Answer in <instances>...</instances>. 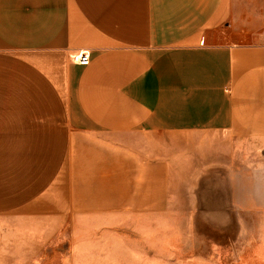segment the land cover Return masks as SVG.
I'll return each mask as SVG.
<instances>
[{
    "label": "crops",
    "instance_id": "0c3cea01",
    "mask_svg": "<svg viewBox=\"0 0 264 264\" xmlns=\"http://www.w3.org/2000/svg\"><path fill=\"white\" fill-rule=\"evenodd\" d=\"M244 3L0 0V264H38L71 224L183 210L219 236L175 229L189 252L174 258L163 230L140 247L79 231L76 248L92 264H264V0ZM192 137L214 139L206 159L180 150Z\"/></svg>",
    "mask_w": 264,
    "mask_h": 264
},
{
    "label": "rangeland",
    "instance_id": "374dc122",
    "mask_svg": "<svg viewBox=\"0 0 264 264\" xmlns=\"http://www.w3.org/2000/svg\"><path fill=\"white\" fill-rule=\"evenodd\" d=\"M252 2L253 0H245L241 8L245 9L248 7V4ZM220 30L226 32L228 30V25L225 24L221 26ZM175 140L176 139H166L168 145V150H166V152L164 151L166 154H169V147L175 143ZM179 140H181L182 143H184V140L186 141L185 144L179 145L180 150L182 149L183 151L189 152V147L194 146L196 149H194V151L201 155L203 159H206L207 153H209V151L211 152L213 149V138L192 137ZM153 141L155 142V139H153ZM195 158L196 157H194V163H197ZM203 163L202 161V164ZM190 166L189 159H185L181 164L183 173L187 177L191 174ZM193 172L192 175L195 174L196 171ZM95 221L97 224L89 225L87 223V228L83 230H80V228L78 229V225L71 224L70 227L67 228L70 234H64L63 238L60 236L56 239L53 245L47 249L46 256H41L38 259V264H92V257L96 252L95 247H86L82 250H77L76 245L79 231H81L80 233H86L85 236H87L91 242L101 240L105 242L116 241L118 244H125L127 242L134 243L140 247L143 243L145 244L151 240L152 236H149L151 232L154 231L156 233L157 231L163 230L165 232L164 238L159 241H164L167 247L161 248L162 250H160L165 253L167 258L179 257L180 255H184L185 252H189L185 251V249L177 248L179 244H176V248L174 249V242L177 237L175 229H178V233L179 230L180 232L183 231V242L188 241L189 237L193 238L194 241H201L205 240L207 236H219L206 219L191 218L187 210L178 211L176 213L173 212V215L168 214L167 217L161 219L152 217H129L110 219L99 218ZM190 230L194 231L192 236L189 232ZM154 240L158 241L155 236ZM62 253L64 254L63 258Z\"/></svg>",
    "mask_w": 264,
    "mask_h": 264
},
{
    "label": "built area",
    "instance_id": "2783aa9c",
    "mask_svg": "<svg viewBox=\"0 0 264 264\" xmlns=\"http://www.w3.org/2000/svg\"><path fill=\"white\" fill-rule=\"evenodd\" d=\"M74 63L88 65L90 63V53L88 51H77L70 55Z\"/></svg>",
    "mask_w": 264,
    "mask_h": 264
}]
</instances>
